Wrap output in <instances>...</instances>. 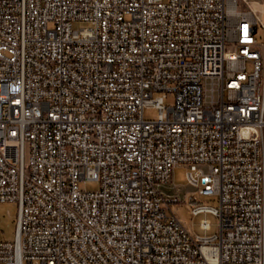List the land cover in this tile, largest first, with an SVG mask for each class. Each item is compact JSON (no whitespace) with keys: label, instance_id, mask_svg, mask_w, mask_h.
Returning <instances> with one entry per match:
<instances>
[{"label":"built area","instance_id":"2783aa9c","mask_svg":"<svg viewBox=\"0 0 264 264\" xmlns=\"http://www.w3.org/2000/svg\"><path fill=\"white\" fill-rule=\"evenodd\" d=\"M259 29L264 0H0V264H264ZM178 165L218 233L160 191Z\"/></svg>","mask_w":264,"mask_h":264},{"label":"rangeland","instance_id":"374dc122","mask_svg":"<svg viewBox=\"0 0 264 264\" xmlns=\"http://www.w3.org/2000/svg\"><path fill=\"white\" fill-rule=\"evenodd\" d=\"M167 2L168 0H163ZM87 26L86 22H75L74 28L79 29ZM258 39L260 42L264 40V30L259 29ZM146 119H157L159 110L155 107L146 108L144 111ZM29 159V148L26 150V161ZM190 168L185 165L174 167L170 184H162L160 191L169 197L178 198L179 201L174 202L171 207L181 223L186 226L193 235L211 236L219 231V219L211 213H202L194 215L191 212V200L196 199L198 204L203 206H211L218 208L219 199L212 196L201 195L197 188L189 184L187 173ZM81 188L85 191H94L100 189V182L96 180L81 181ZM18 204L16 203H0V240L13 241L17 229ZM209 220L212 229L204 231L201 229L202 220Z\"/></svg>","mask_w":264,"mask_h":264}]
</instances>
